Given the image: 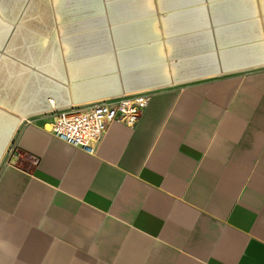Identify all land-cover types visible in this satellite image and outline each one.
<instances>
[{
  "label": "crops",
  "instance_id": "obj_1",
  "mask_svg": "<svg viewBox=\"0 0 264 264\" xmlns=\"http://www.w3.org/2000/svg\"><path fill=\"white\" fill-rule=\"evenodd\" d=\"M139 91L94 153L49 130ZM1 159L0 264H264V0H0Z\"/></svg>",
  "mask_w": 264,
  "mask_h": 264
},
{
  "label": "built area",
  "instance_id": "obj_2",
  "mask_svg": "<svg viewBox=\"0 0 264 264\" xmlns=\"http://www.w3.org/2000/svg\"><path fill=\"white\" fill-rule=\"evenodd\" d=\"M148 99V91H139L120 93L84 105L57 109L52 107L53 118L49 130L64 143L88 154L94 153L108 125L113 122L135 125ZM21 120L26 123L30 117Z\"/></svg>",
  "mask_w": 264,
  "mask_h": 264
},
{
  "label": "water",
  "instance_id": "obj_3",
  "mask_svg": "<svg viewBox=\"0 0 264 264\" xmlns=\"http://www.w3.org/2000/svg\"><path fill=\"white\" fill-rule=\"evenodd\" d=\"M119 95H120V94H119ZM115 96H117V95H115ZM29 117H30V116H29ZM23 123H24V121L20 120L19 123H18V127H19L20 125H22ZM13 138H14V137H13ZM13 138L11 139V142H10V144H9L8 152H9L10 149H11V144L13 143ZM3 161H4L3 159L0 160V165L2 164Z\"/></svg>",
  "mask_w": 264,
  "mask_h": 264
}]
</instances>
